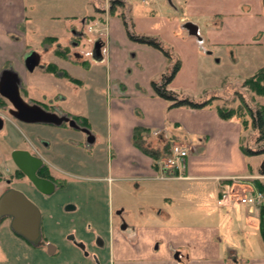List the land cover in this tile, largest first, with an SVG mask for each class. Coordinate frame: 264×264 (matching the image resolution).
Listing matches in <instances>:
<instances>
[{
    "label": "crops",
    "instance_id": "1",
    "mask_svg": "<svg viewBox=\"0 0 264 264\" xmlns=\"http://www.w3.org/2000/svg\"><path fill=\"white\" fill-rule=\"evenodd\" d=\"M123 1L134 31L158 35L173 58L181 61L169 85L176 92L175 85L182 76L199 75L200 54L221 61L235 45L264 44V0ZM110 3L111 0L99 1L91 16L96 25L90 28L99 34L88 40L99 43L100 53L97 49L90 53L85 47L81 50L83 62L90 54L97 55V59L105 54L103 60H97V65L108 64L111 84L105 96L99 98L94 90L99 73L92 68L79 72L74 63L65 68L82 84L71 83L67 92L61 93L68 109L73 108L70 113L87 119L98 139L106 136L116 155L104 175L98 177L110 185L111 204V226L104 250L98 254L100 264H264V256H244L236 251L243 244L242 250L249 249L251 253L253 241L234 236L238 232L250 240L256 231L260 232L257 209L251 213L248 205L245 209L235 208L230 205L233 201L224 203L222 197L227 185L242 193L247 187H256L250 163L255 155L248 157L242 151L240 121L223 119L217 103L203 108H170V102L158 96L151 86L153 78L170 66L168 58L159 49L130 39L120 15L122 9L112 14ZM70 6L65 7L72 10ZM53 8L57 10L59 6ZM56 15L30 16L28 0H0V65L16 53L26 56L33 50L20 26L40 20L58 21L60 16ZM67 17L69 24L75 26L70 40L72 36L80 37L76 42L80 48L86 38L82 32L86 20L76 23ZM188 25H194L196 34ZM56 38L62 43L60 37ZM132 51L136 53L130 58ZM192 55L196 58L194 65L189 66L187 57ZM139 126L148 128L146 142L153 138L164 141L160 146L146 143L161 155L159 159L134 144V129ZM173 142L184 143L192 150L186 177L163 179L161 162L171 148L166 151V145ZM55 154L76 173L83 167L76 150L57 145ZM233 178L248 184L238 186ZM224 227L236 239V247L227 245V249L219 240Z\"/></svg>",
    "mask_w": 264,
    "mask_h": 264
},
{
    "label": "rangeland",
    "instance_id": "2",
    "mask_svg": "<svg viewBox=\"0 0 264 264\" xmlns=\"http://www.w3.org/2000/svg\"><path fill=\"white\" fill-rule=\"evenodd\" d=\"M99 1L102 0H84V2H81V0H28V11L30 16L35 14L40 17L46 14H57L56 17L60 16V18L58 21L40 20L41 22L31 23L29 26H20V31H22V33H27L26 40L28 44H31V48L38 51L42 57L40 64L33 71L27 70L24 64L25 55L21 53H16L15 57H12L13 59L3 62L0 65L1 71L6 68H14L20 74L23 85L26 88V91L22 92V96L26 101L38 102V104L48 106V108L52 106L57 110L61 108L63 110H69V112H74L73 108L68 109L66 104L67 101L61 97L67 92V87L71 83L77 85L82 84L81 80L78 79L80 81L79 83L73 82L68 75L63 74V72H66L72 76L65 68L72 63L75 64V68L78 69L79 72H81L80 70H87L88 68H92L93 72L97 71L99 73V82L94 86V90L97 91L96 94L99 98H101V96L103 97V95L105 96V90L111 84L110 76H108V64L105 62L104 64L97 65V60H103L105 54L102 55L100 59H97V55L90 54L86 56V61L83 62V53L81 51L83 47L90 53L96 51V41L90 40H92V38H97L99 33H96L93 29L91 30L90 26L95 27L96 25V22L92 21L93 19L91 16L95 12V6ZM54 5H58L59 9H54ZM60 5H63V7H60ZM65 6L73 7V9L68 10ZM68 15L71 16L69 18L73 19L76 23H81L82 20H86L84 31L82 30V32H85L86 38L83 40V45L79 46L80 48L76 45L80 37L72 36L70 40L71 31H73L75 26L69 24L70 22L67 21L69 20L67 17ZM89 17L90 20H88ZM143 34L145 33L143 32ZM11 36L15 35L12 34ZM50 36L60 37L62 43H59L57 40L52 41L47 39ZM151 36L159 37L158 35ZM15 37L22 38L18 36ZM88 38H90V40H88ZM261 38L264 39V34ZM66 42H68L69 45H65ZM166 43L169 44L167 41ZM134 53L136 52L132 51L130 58H132ZM225 56L226 57L221 61H217L218 57L206 58V56L201 54L199 57L197 56L199 75L196 78L191 75L182 76L175 85L178 88L177 92L182 96L190 97L195 100H203L214 95L219 96V99L214 103L227 107L233 106L240 108H243L239 97L242 94L250 105L254 107L264 106V95L258 94L244 85L247 78L264 67V44L235 45L225 53ZM195 58V55L187 57L186 63H188L189 66H193ZM181 60L183 61V59ZM169 62L170 66L167 67L164 73L170 72L175 60ZM51 63L56 66V71L48 69V65ZM43 66L44 69H42ZM17 68H19V70ZM76 74L78 73L76 72ZM162 74L153 78V80H159ZM59 84L61 85L60 88L57 86ZM242 112H244V116L242 115L243 117L236 118L240 123L242 119L248 117V113L245 110ZM98 114L100 118L103 117L102 112H98ZM70 115L73 114L71 113ZM36 127H38V132L43 137L52 140L53 144L57 143V145H63L69 150H76L80 158L79 165L83 166L79 169V174L81 176L70 180L71 192L69 194L65 192L60 195L62 197L59 199L58 208L54 209V217L48 218L47 216L48 219L44 221L45 233L48 235L49 239L58 244L61 252L59 256L55 258L54 262L55 264H97L95 254H100L104 250V247L100 245V242L99 245L96 243L99 240L105 241L108 239V231L111 226L109 211L111 205L109 195L110 185L108 182L98 177L104 175V169L107 168L108 165H111L112 160L116 158L114 150L108 145L107 137L103 135L99 137V143L95 146L94 150L83 149L82 146H78V143H75V140L82 139V132L68 124L57 126L38 123ZM242 131V143H250L252 147H257L255 141L256 132L252 129L250 120L246 127L242 125ZM4 139L5 134L3 131H0V156L5 152L2 143ZM146 143L160 146V144L163 145L164 141L153 138ZM179 143L180 142H173L170 143V146ZM61 160L60 158H54L56 164L66 166V162H62ZM250 163L254 173V179H259L264 182V175L261 173L264 163V153L255 155L254 158L250 160ZM93 177L96 178L94 179ZM242 184L248 183L245 182ZM69 202L76 205V209L67 210L66 204ZM230 205H233L235 208H248L245 204L237 200L233 201ZM226 208L229 209L227 206ZM256 212L258 214L256 215L259 216L260 219L261 206L257 208ZM114 213L116 215L117 212L114 211ZM115 217L117 218V215ZM116 224H118L117 221ZM221 225L223 227L224 222ZM70 234L75 236V241L86 244L85 251L90 252V256L86 257L85 251L78 247L75 241L68 239V235ZM234 234H236L234 236H237L239 240H244L243 238H245L246 241H253L251 253H248L249 249L242 250L243 244L238 246L236 251L240 250V253L244 256H264V240L259 230L255 232L256 236L250 237V240L248 235L241 236L238 232ZM234 236H229L227 227H224V231L222 232L221 230L219 240L221 242L223 241L222 244L226 246L227 249L228 247H236V244H234L236 239L232 238ZM237 254L239 255V252ZM46 256L47 255H44L46 260L45 264L49 263L48 260L50 258Z\"/></svg>",
    "mask_w": 264,
    "mask_h": 264
},
{
    "label": "flooded vegetation",
    "instance_id": "3",
    "mask_svg": "<svg viewBox=\"0 0 264 264\" xmlns=\"http://www.w3.org/2000/svg\"><path fill=\"white\" fill-rule=\"evenodd\" d=\"M24 64L27 68L25 58ZM23 91H26V88L22 80L21 94ZM27 102L31 105H38V102ZM42 107L76 120L78 127L71 126L69 121H64L57 126L68 124L80 130L83 137L75 140V143L85 150L95 149L99 139L87 119L70 115V112L61 108L57 110L52 106L51 108ZM13 109V104L6 98L3 103H0V123H2L0 131L5 134V139L2 141L5 152L0 156V199L6 194H11L15 203L10 206V212L7 211L0 216V264H45L44 255L50 257L49 263L46 264H55L54 260L61 252L58 244L49 239L45 233L44 221L54 217V209L58 208L59 199L62 197L60 195L71 192L70 180L79 177L80 174L74 172L70 166L56 164L54 158L58 157L54 152L57 143L53 144L52 140L43 137L38 132V127H36L38 122H27L17 118L12 114ZM38 179L42 181L40 186H38ZM18 193L23 194L41 212L42 234L39 239L36 228L31 227L19 231L14 227V221L18 217L14 215V212L19 211L20 217L36 218L35 213L28 211L26 204L18 200ZM76 207L71 202L66 204V209L69 211ZM23 232H27L31 237ZM68 239L75 241V236L70 234ZM99 242L103 247L104 240H99L96 244L99 245ZM75 243L85 251V243L80 241H75ZM85 255L90 256V252L85 251ZM95 259L96 263L100 264L98 254H95Z\"/></svg>",
    "mask_w": 264,
    "mask_h": 264
},
{
    "label": "trees",
    "instance_id": "4",
    "mask_svg": "<svg viewBox=\"0 0 264 264\" xmlns=\"http://www.w3.org/2000/svg\"><path fill=\"white\" fill-rule=\"evenodd\" d=\"M119 8L122 9L120 15L124 20V24L130 39L136 42L151 45L162 51L169 61L175 60V63H173L170 72L162 74L159 80H152L151 82V86L156 92V94L170 102V108L180 106H188L191 108H203L214 104V102L219 99V96L214 95L203 100H195L190 97L182 96L178 92L170 89L169 85L175 78L177 72L179 71L181 67V61L179 59L173 58V54L170 49L166 47L158 37L136 33L134 31V23L124 11L125 2L123 0H111L109 12L114 14ZM47 39L52 41L57 40L56 37L52 36L48 37ZM48 69L51 71H56L57 68L51 63L50 65H48ZM63 74L68 75L73 82H80L78 79L73 78L66 72H63ZM244 85L257 92L258 94L264 95V67L260 68L255 74L247 78L245 80ZM239 97L243 108L233 106L227 107L217 103V111L223 119L230 120L236 118L238 119V117H243L244 112L242 111L245 110L248 113V117L242 119L241 123L244 127H246L250 120L252 129H254L256 132L255 141L257 147H252L250 143H241L242 151L248 157L264 153V106L254 107L245 100V97L242 94ZM4 100L5 98L0 95V103H3ZM147 134L148 128L140 126L136 127L134 129L133 142L138 148H140L144 152L149 153L155 159H159L161 155L154 149H149V147L146 146ZM169 147L170 143L166 145V151L169 149ZM261 173L264 175L263 169H261ZM254 181L256 188L264 193V182L260 181L259 179H254ZM260 232L264 240V203L261 205Z\"/></svg>",
    "mask_w": 264,
    "mask_h": 264
},
{
    "label": "water",
    "instance_id": "5",
    "mask_svg": "<svg viewBox=\"0 0 264 264\" xmlns=\"http://www.w3.org/2000/svg\"><path fill=\"white\" fill-rule=\"evenodd\" d=\"M194 26V25H193ZM192 25L188 27L193 28V33L196 34V28ZM97 53L99 51V43L96 46ZM41 61V54L38 51L32 50L25 56V63L29 71H33ZM21 84L22 78L19 73L14 68H6L0 73V95L8 99L14 106L12 114L17 118L27 121V122H38L46 124H56L60 125L64 121H69L71 126L78 127L76 120L70 119L68 116L59 115L58 113L49 111L42 107L41 105H31L29 104L21 94ZM1 120V118H0ZM2 123H0V128ZM88 130V129H87ZM264 173V163L262 165ZM42 181L38 179V186H40ZM18 200L26 204L28 211L34 212L35 217H25L19 216V211L14 212L15 216H18L14 221V227L21 231L22 229H29L31 227L38 229V239L41 237L42 231V215L37 207L28 200L23 194L18 193ZM22 203V205H23ZM15 205L11 194H6L0 199V216L5 214V212H10V206ZM24 206V205H23ZM22 222V223H21ZM21 223V224H20ZM30 236L27 232H23Z\"/></svg>",
    "mask_w": 264,
    "mask_h": 264
},
{
    "label": "built area",
    "instance_id": "6",
    "mask_svg": "<svg viewBox=\"0 0 264 264\" xmlns=\"http://www.w3.org/2000/svg\"><path fill=\"white\" fill-rule=\"evenodd\" d=\"M191 151L190 146L184 143L171 146L168 155H166L161 162L163 172L160 177L163 179L185 178L187 162ZM233 179L238 182V186L242 185L243 181L241 178ZM247 188H245V192L242 193L240 191L237 192V189L235 190L232 186L227 185V189L222 196L224 203H231L237 200L242 204L248 205L250 207L249 211L253 213L255 209L259 208L264 203V193L256 187Z\"/></svg>",
    "mask_w": 264,
    "mask_h": 264
}]
</instances>
